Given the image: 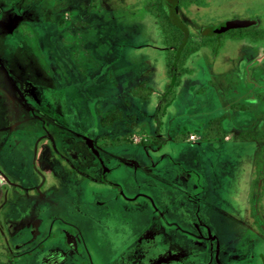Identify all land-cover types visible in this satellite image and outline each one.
I'll return each instance as SVG.
<instances>
[{
  "label": "rangeland",
  "instance_id": "rangeland-1",
  "mask_svg": "<svg viewBox=\"0 0 264 264\" xmlns=\"http://www.w3.org/2000/svg\"><path fill=\"white\" fill-rule=\"evenodd\" d=\"M177 13L169 90L162 0H0V261L264 264V0Z\"/></svg>",
  "mask_w": 264,
  "mask_h": 264
},
{
  "label": "trees",
  "instance_id": "trees-1",
  "mask_svg": "<svg viewBox=\"0 0 264 264\" xmlns=\"http://www.w3.org/2000/svg\"><path fill=\"white\" fill-rule=\"evenodd\" d=\"M182 0H162V6H163V10L165 11V13L167 14L170 22L172 24H174L175 26H177L180 31L181 34L178 38L177 43L175 44L174 48H173V53L171 55V65H170V74H171V80L169 83V90H173L172 88H174L177 85V80H178V76L181 72V70H179L178 72V68L181 65L182 62V58L185 57V55L187 53H190L191 51L187 49V43L190 39L191 36V31L190 28L187 24V22L182 19L179 14L177 13V8L178 6L181 4ZM253 26L255 24H252ZM206 32L208 34H218L220 32H223V30L219 27V25H213L207 28ZM261 37H264V34L260 35ZM193 51V50H192ZM171 99H169L168 97H162L160 100V105L158 106V110L163 111V109L165 110L167 105L169 104ZM117 117L115 113L111 114V117L106 119L105 121H110L113 118ZM218 119L215 118L214 119V124L215 121H217ZM215 126L218 127V125L215 124ZM166 141H163V144ZM0 264H9V263H5L3 261H0Z\"/></svg>",
  "mask_w": 264,
  "mask_h": 264
},
{
  "label": "crops",
  "instance_id": "crops-1",
  "mask_svg": "<svg viewBox=\"0 0 264 264\" xmlns=\"http://www.w3.org/2000/svg\"><path fill=\"white\" fill-rule=\"evenodd\" d=\"M8 132V131H7ZM4 135V134H3ZM93 141V140H92ZM95 141V140H94ZM94 141H93V143H94ZM93 145V149L97 152V154H99L100 153V151H101V147L100 146H98L97 144H96V142L94 143V144H92ZM139 168V167H138ZM145 169V168H144ZM155 177H161L160 175H156ZM163 179H165L167 182H168V184H172V185H174V187L177 189V190H179L181 193L180 194H187L188 195V189H187V186L184 184H180V183H177V182H173V183H171V176H163L162 177ZM65 183V182H64ZM73 184V183H72ZM72 184H71V181H68V182H66L65 184H64V187H66V188H68V187H70V186H72ZM155 192H156V190H155ZM200 200H202V201H204V198H200ZM252 231L253 232H255L256 233V229H254V228H252Z\"/></svg>",
  "mask_w": 264,
  "mask_h": 264
},
{
  "label": "water",
  "instance_id": "water-1",
  "mask_svg": "<svg viewBox=\"0 0 264 264\" xmlns=\"http://www.w3.org/2000/svg\"><path fill=\"white\" fill-rule=\"evenodd\" d=\"M256 20L253 19H230V20H224L219 24V27L224 31L230 28H235V27H244L248 26L251 24H254Z\"/></svg>",
  "mask_w": 264,
  "mask_h": 264
},
{
  "label": "built area",
  "instance_id": "built-area-1",
  "mask_svg": "<svg viewBox=\"0 0 264 264\" xmlns=\"http://www.w3.org/2000/svg\"><path fill=\"white\" fill-rule=\"evenodd\" d=\"M191 138H194L195 136L193 134L190 135Z\"/></svg>",
  "mask_w": 264,
  "mask_h": 264
}]
</instances>
